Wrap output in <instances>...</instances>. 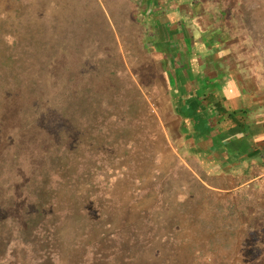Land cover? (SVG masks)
<instances>
[{"label": "trees", "instance_id": "16d2710c", "mask_svg": "<svg viewBox=\"0 0 264 264\" xmlns=\"http://www.w3.org/2000/svg\"><path fill=\"white\" fill-rule=\"evenodd\" d=\"M253 33L262 41L258 47L264 65V26L253 29ZM36 46L33 41H17L10 33L0 39V100L8 104L0 111V139L6 145L0 152V231L4 232L0 234V264H175L179 259L183 262L182 254L159 245L161 241L174 242L175 230L183 227L181 221L163 235L156 232L160 209L171 205L166 198L173 197L183 210L187 209L191 196L185 191L188 188L183 185L184 191L177 193L180 186L174 183L187 177L201 193L223 194L189 168L184 150L171 133L170 137H163V151L141 149L146 164L143 167L137 142L128 137L121 145L128 163L99 169L98 178L107 184L97 190L99 185L84 172L86 166L94 171L92 164L98 161L92 138L91 146L81 155L76 138L78 127L66 135L63 124L54 129L50 121L43 120L48 115L66 114L69 92L65 72H56L59 65L54 67L56 70L46 69L44 78H30L31 66H27ZM26 87L29 93L25 92ZM26 103L28 108H24ZM131 107L137 113L138 106ZM126 120L115 116L113 122L119 121L129 131L137 130ZM89 123L86 126L90 129ZM120 128L113 126V135L118 136ZM99 130L103 131L102 127ZM148 145L151 147L150 142ZM165 153L171 154L173 160L162 170ZM120 178L133 182L125 191L127 200L108 189L114 188ZM144 196L153 197V201L149 209L143 210ZM13 200L19 204L18 210L10 205ZM147 210L149 218L142 216ZM132 214L138 217L133 219ZM147 224V230L142 231ZM184 240L189 242L188 237Z\"/></svg>", "mask_w": 264, "mask_h": 264}, {"label": "rangeland", "instance_id": "374dc122", "mask_svg": "<svg viewBox=\"0 0 264 264\" xmlns=\"http://www.w3.org/2000/svg\"><path fill=\"white\" fill-rule=\"evenodd\" d=\"M260 2L264 1L259 0L258 5ZM139 4L142 0H0V39L10 33L17 41L37 44L27 66H31L30 78H44L46 69L56 65H59L57 70L54 68L57 73L65 72L69 92L67 112L62 116L48 115L43 120L50 121L54 129L63 124L66 135L78 127L76 138L81 155H85L82 152L92 138L98 161L92 164L94 171L86 166L84 172L99 185L97 190L107 184L98 178L99 169L119 166L118 162L128 163V157L123 158L125 147L121 146L128 137L136 140L143 167L146 164L141 149L163 151V137H170V129L175 126L165 97L168 78L164 61L146 43L149 30L142 24ZM261 26L264 13L258 22V27ZM163 50L170 52L169 47ZM28 89H24L26 93L30 92ZM131 105L138 106L137 113ZM7 107L0 100V111ZM24 108H28L27 103ZM115 116L118 120L129 119L137 130L129 131L119 121L113 122ZM113 126L121 127L118 136L113 135ZM177 136L180 137L175 133L174 139ZM5 147L0 139V152ZM174 150L178 152L176 147ZM172 160L173 156L165 153L162 170ZM132 183L120 178L114 188L108 189L126 199L125 191ZM174 185L180 186L177 193L184 191L183 185L187 186L185 191L191 195L187 209L183 210L173 197L166 198L171 205L160 209L156 232L163 235L170 231L171 225L181 221L183 227L175 230L174 242L159 244L185 257L175 264H264V182L237 193L216 190L221 196L199 192L187 177ZM152 201L153 197L144 196L142 209H149ZM10 205L18 210L19 204L14 200ZM132 215L133 219L138 217ZM146 215L142 214L150 217L148 210ZM148 227L143 225L142 231Z\"/></svg>", "mask_w": 264, "mask_h": 264}, {"label": "crops", "instance_id": "0c3cea01", "mask_svg": "<svg viewBox=\"0 0 264 264\" xmlns=\"http://www.w3.org/2000/svg\"><path fill=\"white\" fill-rule=\"evenodd\" d=\"M258 2L139 4L146 43L164 61L170 133L180 136L189 168L225 193L264 182V65L253 33L264 13Z\"/></svg>", "mask_w": 264, "mask_h": 264}]
</instances>
